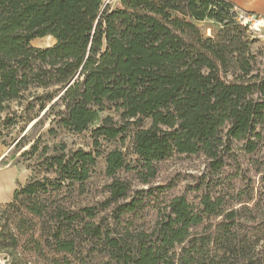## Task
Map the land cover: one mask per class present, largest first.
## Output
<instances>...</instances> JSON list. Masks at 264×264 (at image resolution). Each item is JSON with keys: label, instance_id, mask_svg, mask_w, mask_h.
<instances>
[{"label": "trees", "instance_id": "16d2710c", "mask_svg": "<svg viewBox=\"0 0 264 264\" xmlns=\"http://www.w3.org/2000/svg\"><path fill=\"white\" fill-rule=\"evenodd\" d=\"M235 7L230 0H120L116 7L0 0V119L31 88L45 91L42 109L48 106L52 122L77 133L114 105L137 125L140 182L149 184L156 163L175 153H202L219 172L234 142L251 153L263 139L264 80L242 77L251 68ZM205 20L220 29L216 39L197 26ZM48 36L54 45H32ZM129 124L107 115L93 135L113 140ZM14 125L8 113L4 126ZM3 136L0 128L8 144ZM22 140L15 147L29 144ZM23 155L42 158L45 176L30 177L0 204L6 264H264V198H226L211 188L195 198H151L153 187L133 196L118 176L131 167L114 149L106 156L107 198L82 205L99 152H67L65 143L40 150L35 142Z\"/></svg>", "mask_w": 264, "mask_h": 264}, {"label": "rangeland", "instance_id": "374dc122", "mask_svg": "<svg viewBox=\"0 0 264 264\" xmlns=\"http://www.w3.org/2000/svg\"><path fill=\"white\" fill-rule=\"evenodd\" d=\"M106 2L110 3L111 7L120 5V0H106ZM197 26L206 39H216L220 34V29L212 20L198 22ZM242 33L248 41V50L243 59L247 60L251 68L249 74L242 77L246 81L260 83L264 80V37L246 26H243ZM54 43V38L50 36L36 38L32 41L33 46L41 48L50 47ZM227 78L233 79L232 71ZM43 93L45 91L41 88H31L21 100L12 102L10 109L0 119V128L4 130L2 139L8 143L0 142V204L11 200L15 190L24 185L30 177L45 176L43 166L40 165L42 158L38 155H23L35 142L38 143L40 150L46 145L53 148L55 145L65 143L67 152L78 148L93 153L99 152L97 164L92 167L90 178L87 181V193L80 197L82 205H94L107 198L108 185L112 178L106 173V156L114 149L123 151L126 164L131 167V169L119 171L118 176L130 183L133 196H137V191H148L153 187L157 188V191L151 198L178 195L195 198L209 188L222 193L226 198H238V192L241 193L239 196L241 198H264L263 127L258 128L263 139L259 141L256 150L250 153L246 150L244 142H234L232 150L226 156V166L219 172L211 170L210 160L202 153L196 155L175 153L157 162V176L149 184H144L137 177L139 157L134 151L136 124L124 121L114 105H110L88 130L77 133L52 122L53 117L48 112V106L42 109ZM8 113L15 120V125L6 128L4 122ZM107 115L112 116L118 125L129 124V129L113 140L104 137L95 138L93 130ZM149 123V120H143V123L139 124L148 126ZM52 128L56 131L55 133H50ZM21 138H23L21 144H29L23 148L15 147V143ZM156 212L157 210L153 209L148 216V221L152 224L156 219ZM105 262L103 259L96 258L94 264H105ZM0 264H6L1 257Z\"/></svg>", "mask_w": 264, "mask_h": 264}, {"label": "built area", "instance_id": "2783aa9c", "mask_svg": "<svg viewBox=\"0 0 264 264\" xmlns=\"http://www.w3.org/2000/svg\"><path fill=\"white\" fill-rule=\"evenodd\" d=\"M237 14V20L251 30L259 32L260 36L264 37V14H259L255 12H248L235 7Z\"/></svg>", "mask_w": 264, "mask_h": 264}, {"label": "crops", "instance_id": "0c3cea01", "mask_svg": "<svg viewBox=\"0 0 264 264\" xmlns=\"http://www.w3.org/2000/svg\"><path fill=\"white\" fill-rule=\"evenodd\" d=\"M230 1H232L237 7H239L244 11L264 14V0H230Z\"/></svg>", "mask_w": 264, "mask_h": 264}]
</instances>
